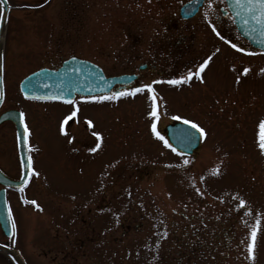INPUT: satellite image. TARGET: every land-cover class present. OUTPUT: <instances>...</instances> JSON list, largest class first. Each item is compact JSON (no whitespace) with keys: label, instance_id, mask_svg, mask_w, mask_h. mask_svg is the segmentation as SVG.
<instances>
[{"label":"rangeland","instance_id":"rangeland-1","mask_svg":"<svg viewBox=\"0 0 264 264\" xmlns=\"http://www.w3.org/2000/svg\"><path fill=\"white\" fill-rule=\"evenodd\" d=\"M184 1L10 0L9 84L76 52L98 61L99 47L122 35L143 39L145 56L162 53L165 25ZM203 19L194 20L199 30L176 78L208 61L205 83L158 89L155 117L149 101L106 106L99 142L81 120L70 122L77 146L44 143L51 152L33 167L31 186L8 192L15 234L8 240L0 229V243L24 264H264V53L227 47L200 28ZM99 60L110 74L120 71L113 59ZM54 107L41 113L51 123L66 117L67 107ZM97 112L81 104L79 116L94 120ZM152 117L159 135L173 117L195 123L204 130L201 148L189 157L172 152L153 133ZM125 226L132 229L123 233ZM0 264L15 263L0 252Z\"/></svg>","mask_w":264,"mask_h":264},{"label":"flooded vegetation","instance_id":"flooded-vegetation-1","mask_svg":"<svg viewBox=\"0 0 264 264\" xmlns=\"http://www.w3.org/2000/svg\"><path fill=\"white\" fill-rule=\"evenodd\" d=\"M7 1L10 5L8 20L6 21L5 26L0 29V64L3 65V71L2 74H0V80H2V84H0V178L12 181H19L22 178V151L24 150L23 135L24 127L27 126L28 143L25 146L28 157L31 158L32 163L31 171L24 187L31 186L34 178L33 171L37 174V172L33 170V167L41 159V156L50 154L51 152V148L45 146L44 143L53 144L59 139H62L68 141V143H71L73 146H77L75 132L71 131V133L74 134H72L70 138V122L79 123V120H81L84 124V128L91 131L92 137L97 139V136L94 135V133H96L101 138L100 131L104 127L107 113L106 106L118 109V107L143 104L147 107L148 101L149 104L153 103V97H155V103L160 101L157 93L158 89H170L176 88L179 85H187L188 81L184 82L185 80H189V83L201 82V80H203V72L200 73L199 78L196 77V73L192 74L190 79H188L187 75L182 78H176L177 71L182 69L180 68V63L184 60L185 55L195 41L197 28L199 30L198 25L195 26L194 23L195 18L198 16L203 15L205 17V19H203V25L200 28L206 29L212 33V35L214 33L217 37L215 38L217 41L225 43L227 47L233 49H242L243 51L240 52L251 53L247 42L241 38L234 25L233 17L225 0H185L179 6L175 19L172 22L169 20L165 25L164 33H166L167 36L163 37L162 42L158 43V51H161L162 53L151 52L150 56H145V53H143V49L146 47L144 40L139 38L138 35L130 34L119 36L113 42H109L108 45L103 44L102 47H99L97 50L99 51L100 49H103L98 52L101 56L99 59H104L106 61L111 59L114 60V64L111 68L120 70L118 73L110 74L101 60L98 59V61H94V58L89 57L87 53L81 52H76V54H72L70 57L60 60V62L53 66L43 67L57 69L65 60L69 58H78L97 65L107 78L124 76L125 82L115 85L109 93L93 97L78 96L73 101L74 103L28 100L24 98L20 92L21 81L27 75H30L39 69L31 71L21 80L9 84V80L7 79V64L5 62V58H7L5 30L7 28L10 13L14 7L10 0ZM190 2L200 3L198 12L191 18L181 16V8ZM0 6H2L1 3ZM232 45H235L236 47L234 48ZM87 51L91 52L93 51V48L89 46ZM158 54L161 56L158 64L149 61L150 58L154 57V55L157 56ZM189 66H191V62L185 63L183 69L186 71L189 69ZM171 80H179L181 82L178 84L168 83V81ZM202 83H205V81H202L200 84ZM147 85H151L153 90L151 93H149L145 87ZM137 88L142 89V91L137 92L135 95L120 96L111 100L94 99L102 96H112L113 93L117 92H131ZM81 104L86 107L98 108L97 114H99L96 119L91 120L87 117L81 118L79 116ZM56 105L67 107V109L64 110L66 111V117L70 116L73 111H76V116L69 120L67 124H64L66 117L61 118V116L58 115H54L55 118H53V120L55 121L57 119L55 122L51 123L47 121L45 119L47 116L44 115L45 117H43V115H41L42 111L53 112L51 108H55L54 106ZM34 107H36L38 111L35 110ZM21 113H23V123H21ZM89 115L92 117L93 115H96V112L90 111ZM151 119L152 120L149 121L150 123L154 121L153 117ZM89 121L91 122V126L88 124ZM182 121L183 119H171L168 124ZM38 123H40V125L39 127H36ZM62 125L64 129L63 132L61 131ZM164 128L165 127H163L161 131L159 130L162 137H165ZM53 129H56V131L51 132ZM34 130H40V133L43 131V136L39 139L37 137L38 135L35 136ZM44 133L48 135H44ZM97 149L98 147H96L95 150ZM75 150H78V148ZM4 187L8 188L12 186L0 183V188ZM135 227L138 228L137 225H135ZM122 228L124 227L122 226L121 229ZM130 228L131 227L129 226L125 227L126 230ZM126 230H123V232Z\"/></svg>","mask_w":264,"mask_h":264},{"label":"water","instance_id":"water-1","mask_svg":"<svg viewBox=\"0 0 264 264\" xmlns=\"http://www.w3.org/2000/svg\"><path fill=\"white\" fill-rule=\"evenodd\" d=\"M3 3V14L1 16V28L8 16V4ZM227 5L234 18V24L241 35L250 46L256 50L264 52V35L261 34L259 26L250 21L248 25L243 23L241 16L236 13L241 11L237 9L234 0H226ZM199 3H190L182 8L181 14L192 17L198 10ZM185 14V15H184ZM243 16L244 14L241 13ZM255 29V30H253ZM121 79H106L101 71L95 66L76 59L66 61L63 66L56 71L41 70L26 78L21 84L22 94L28 99L50 100V101H72L76 94L95 95L108 92ZM167 139L171 146L184 154L191 155L200 147L201 135L188 124L176 123L167 126ZM25 160V155H23ZM28 172V163L24 167V176ZM25 181V177L20 182H6L20 187ZM2 182V181H0ZM0 226L6 237L12 235V224L9 219V212L6 203V191L0 190ZM0 250L9 255L16 264H24L16 252L6 246L0 245Z\"/></svg>","mask_w":264,"mask_h":264},{"label":"snow or ice","instance_id":"snow-or-ice-1","mask_svg":"<svg viewBox=\"0 0 264 264\" xmlns=\"http://www.w3.org/2000/svg\"><path fill=\"white\" fill-rule=\"evenodd\" d=\"M235 6L237 9H240L241 11H238L236 13L237 16H241V19L243 20V23L245 25H248L250 21L254 22L255 25L259 26L261 29V34L264 35V0H234ZM241 13H243L244 15L242 16ZM3 14V7L0 6V15ZM255 30V29H253ZM234 48L236 47L235 45H232ZM237 51H243L242 49L237 48ZM208 61H205L204 64L200 65V70L195 74L197 78H199L200 76V72H202L204 70V67L207 65ZM3 71V65L0 64V74H2ZM245 72H247L248 70L245 69ZM192 77V73L188 74V79H190ZM181 81L179 80H171L168 81V83L170 84H178ZM184 82H187V80H185ZM0 84H2V80H0ZM148 90L149 93H151L152 87L151 85H147L145 86ZM142 91V89L137 88L134 89L131 92H117V93H113L112 96H107V97H99V98H94V99H100V100H111V99H116L120 96H126V95H135L137 92ZM153 99V105H152V111L150 113L151 116L155 117L156 116V103H155V97L152 98ZM65 103H74L73 101H65ZM76 116V111H73L71 113L70 116L65 118L64 124H67L69 120H71L73 117ZM173 119H180L179 117H173ZM184 124H188L190 126V128H194L196 129L201 136L204 135V130L202 128H199L198 125H196L195 123H192L191 121L188 120H183L182 121ZM21 123H23V113H21ZM89 126H91V122H88ZM260 129H261V134H260V147L262 150H264V121H262L260 123ZM63 125L61 127V131L63 132ZM152 131L153 133L161 140H164V137L160 136L159 133L156 131V124L155 122H153L152 124ZM94 135L97 136V139L99 140L100 137L98 134L94 133ZM24 144L27 145L28 143V129L27 126L24 127ZM165 146L168 147V143L167 141H164ZM97 147H99V145H97ZM173 151H175V149H173ZM31 158H29L28 160V168L31 171ZM33 203H35L33 201ZM241 204H243V201H241ZM10 219V216H9ZM15 228V225H13V229ZM256 236H257V229L253 228V230L250 233V239L251 242L248 245V256L249 259H254V245H255V240H256Z\"/></svg>","mask_w":264,"mask_h":264}]
</instances>
